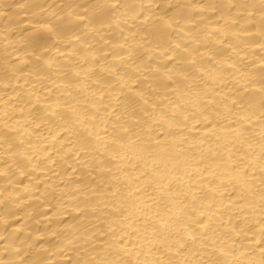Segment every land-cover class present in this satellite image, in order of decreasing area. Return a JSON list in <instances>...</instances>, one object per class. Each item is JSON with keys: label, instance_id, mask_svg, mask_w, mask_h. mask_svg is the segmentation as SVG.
Masks as SVG:
<instances>
[{"label": "bare ground", "instance_id": "obj_1", "mask_svg": "<svg viewBox=\"0 0 264 264\" xmlns=\"http://www.w3.org/2000/svg\"><path fill=\"white\" fill-rule=\"evenodd\" d=\"M0 264H264V0H0Z\"/></svg>", "mask_w": 264, "mask_h": 264}]
</instances>
